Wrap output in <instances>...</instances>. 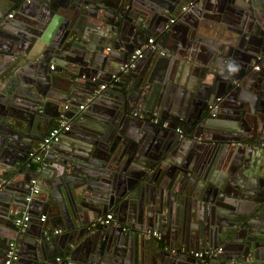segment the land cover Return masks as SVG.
<instances>
[{
	"label": "water",
	"instance_id": "1",
	"mask_svg": "<svg viewBox=\"0 0 264 264\" xmlns=\"http://www.w3.org/2000/svg\"><path fill=\"white\" fill-rule=\"evenodd\" d=\"M29 1L0 0V104L5 99L11 102L6 112L0 107V264H5L9 243H15L19 253L13 264H151L152 258H157V264H227L228 259L234 264H264V175L260 173L257 177L253 173L256 181L252 183H224L207 178L210 167L201 177L189 159L170 160L173 155L184 156L193 147L189 145L193 139L204 142L200 136L212 124L209 106L221 98L215 93L199 96L195 90L198 88L194 87L210 73L208 69L218 72L220 64L230 70L235 62L242 72L241 83H237L238 78L232 73L226 76L231 83L237 81L236 88L245 92L239 94L242 114L248 119L254 115L251 102L264 107V77L254 75L251 70L252 60L259 52L264 54V42L258 47L259 52L252 54L248 49L247 31L256 35L258 28L264 30V16L258 12L256 0H187L186 5L180 4L181 0H172L175 7L179 5V14L187 9L201 17L203 12L204 19H210L207 22H214L209 25L211 30H230L239 37L235 42L224 36L221 41L218 38L212 43L205 41L210 53L206 63L200 62L199 53L187 48L186 38L181 41L172 35L173 25L183 23L182 17L187 12L180 17L166 12L161 15L160 25L151 9L152 0ZM31 4H42L41 11L49 18L45 21L38 17L37 21L43 24L53 20L54 11L60 7L73 11L82 22L96 18L100 24L103 19L101 39H94V46L88 45L99 54L93 70L88 74L63 73V69L76 64L61 54L62 48H53L42 37L39 40L34 35L30 37L21 26L25 22L20 21L23 8ZM15 5L19 7L17 14L5 20ZM172 18L175 21L169 24ZM203 25L187 21L188 29L194 28L197 36H202L199 29ZM25 31L27 34L22 33ZM152 36L156 38L154 49H148L147 56L156 57L153 67L160 70V75L155 79L147 75L144 79L137 63L134 69L121 74L117 83L94 94L97 86L109 83L112 75L119 74L127 56ZM115 51L120 52L119 60L113 59ZM234 53H251V59L243 62L235 59ZM227 55L230 56L226 59ZM185 62L193 65L190 78L195 77L180 86L176 84L175 68ZM53 63L55 67L50 70ZM184 72L188 73L186 68ZM37 73L43 78L36 77ZM52 74L63 78L68 84L66 90L60 88L61 79L54 85ZM213 82L219 91L222 80ZM179 88L184 90L185 97L193 99L195 114L185 111L189 103L180 106V112L177 106L173 108L172 93L177 98ZM3 97L8 98L2 100ZM86 100L85 109L75 116L76 106ZM66 103L71 106L69 116L75 127V135L70 137L73 143L61 137L57 144L37 152L38 144ZM218 109L219 106L212 112L214 117ZM96 117L99 120L92 123L90 119L97 120ZM154 118L160 124L175 119V129L187 136L177 141L175 130L153 125ZM263 122L261 116L252 121V141L262 152L259 143L264 140ZM212 147L215 146L210 144ZM195 151L190 156L193 161L200 156ZM52 153L56 156L51 157ZM36 154L45 162L39 170L30 165ZM32 178L39 181L40 193L26 202ZM196 179L204 182L205 192L199 195L194 189ZM213 195L218 202L229 204L233 211L228 217L225 212H218L224 216L221 222L209 210ZM23 210H27L31 222L26 231L20 232L14 220ZM107 211L112 212L116 225L88 228ZM40 214L46 217L45 223L35 221ZM121 218L126 220L122 226ZM54 224L59 225L60 231L76 233L77 237L72 235L76 239L71 241L67 237L65 244L59 234H54ZM124 225L128 228L125 231ZM153 232L159 239L151 237ZM220 247L222 253L211 262L190 256V252ZM75 252L77 258L72 257Z\"/></svg>",
	"mask_w": 264,
	"mask_h": 264
},
{
	"label": "crops",
	"instance_id": "2",
	"mask_svg": "<svg viewBox=\"0 0 264 264\" xmlns=\"http://www.w3.org/2000/svg\"><path fill=\"white\" fill-rule=\"evenodd\" d=\"M56 2V0L54 1ZM172 0H152V2L150 5L152 6L151 9L154 11L155 14H157V21L159 22V24L161 23L160 18L161 15L166 13L170 14L172 13V15H182L183 13L187 12V9L184 10V12H182V14H179V5H177L178 7H175L172 3ZM184 2V3H183ZM182 0L180 1V4L182 5H186L188 4L187 0ZM256 3L258 4V12H260V14L262 13L261 16H264V0H256ZM0 4L2 5V2H0ZM149 5H147L146 7L148 8ZM41 7L42 4H31L30 7H27L24 9V15L20 16V21H25L23 23H21V26H23L24 30H27V32L30 33V37H32L31 35H34V38L39 40V38L42 37V39L49 41L50 45L54 48H62L61 49V54H63L66 59H68L70 62L74 63L75 67L71 68V69H63V73L69 74L74 72H78L79 74H85V73H89L91 70H93L94 66L96 65V62H98V56L99 54L95 51H92L89 49L88 45H92L94 46V39H101L100 37V32L102 31L103 26H105L103 19L101 21V23L99 24L96 21V18H93L91 21H89L87 19V21H79V19H77V17L74 15L73 11H70L68 9H62L61 7L59 8V10L54 11L55 15H54V19L51 20L48 24H43V22L37 21V18L40 17L42 19H45V21H49V18L47 19V17L44 15V13L41 11ZM18 6L15 5L14 7H12L9 12L6 14L5 16V20H9L10 18H8L9 14H17L16 12L18 11ZM41 14L43 15V17H41ZM204 15H206L205 13L202 12L201 17H203ZM209 16V15H207ZM46 17V18H45ZM182 17V16H181ZM196 16V14L192 11L187 12L183 17L182 20H184L183 23H176L175 25H173V31H172V35L179 39V40H184L185 38L187 39L185 41V43H187V48L189 49V47H191V49H193L194 52L199 53L200 57H201V61L203 63H206V61L210 58L208 57L210 55V53L208 52L209 48L208 46L205 44V41H208L209 43H212L213 41L216 42L217 38L221 41L223 40V36L226 39H231V41L235 42L236 39H238L239 37H236L237 35L234 32H231L230 30H228L227 32H229V36L227 34V32L225 31H220L219 29H214L211 30L209 25H212V23H214L212 21L211 22H207L210 21L207 19H204ZM12 20V19H11ZM16 20V19H14ZM18 21V20H16ZM187 21L189 22H200V25L204 24L203 26L200 27L199 29V33L202 36H197V34L194 32L195 29L193 28L192 31H190L188 29L187 26ZM30 22V23H29ZM143 23V22H141ZM147 25V23H146ZM161 25V24H160ZM232 27V26H231ZM253 29V27L251 28ZM236 30L239 32L240 29ZM252 30H249L247 32H249L250 34L249 39L250 41L248 43H250L248 46V49L251 51V53L253 54L254 52H259V46L261 45V42H264V30L263 29H259L257 30V34L253 35L251 34ZM22 33H26L22 32ZM27 34V33H26ZM150 38H153L150 37ZM222 38V39H221ZM246 38V37H245ZM156 40V38H155ZM244 41V38L241 40ZM205 42V43H204ZM141 41L138 43L140 44ZM223 44V43H222ZM98 46V45H96ZM202 47V48H200ZM200 48V49H199ZM137 49V48H136ZM147 50L145 51V55L144 58L139 61L138 66H139V74H142V77L145 79L146 77H148L147 75H149L152 78H156L158 75H160V70L159 69H154L153 66H155V61H156V57L155 56H147L149 55L150 51L147 52ZM209 53V55H207ZM228 53V52H227ZM250 53V54H251ZM235 59H242L243 62H246L248 60L251 59V55H240V54H236L234 53ZM114 58L113 59H117L119 60V57H121L120 52H114ZM157 56V55H156ZM230 55L226 56V59L229 57ZM258 56L261 57V69L256 72L253 69V64L256 60L257 57H255L252 62H251V66H252V72L254 73V75H261L264 77V54L262 53H258ZM79 59H76V58ZM86 58V59H85ZM71 59V60H70ZM80 59H85L81 62ZM222 60V59H221ZM223 61V60H222ZM56 62V61H55ZM63 62V61H61ZM83 62H85L83 64ZM184 65L182 66H176L175 68V80H176V84H180V86H184L185 84L188 83L189 79H193V77H195V75L190 78L193 75V68H192V64L191 63H183ZM53 66L55 67V64H51L50 67ZM109 67V65H108ZM185 68L187 69L188 73L185 74ZM50 69V68H49ZM218 69L219 71L217 72V70L215 69H208V73L206 75V78L203 80H199L197 83H195L194 87L198 88L195 90H198L197 94L200 96H209L210 94H214L217 97H220L222 99L221 104L219 105V109L216 113V117L212 118L211 114H210V119L209 121L212 122V124L210 126H208L207 128H205L206 130L203 131V133L201 134L200 138H202V140H204V142H197L198 139H193L189 145H193V147H189L185 152H184V156L183 153H181L178 157L177 155H173L171 156V161H186L189 159V161H191L190 163L193 162V166L195 167V170L200 174V176H203L204 171H207L209 169V171H211L207 174V178L208 177H212L215 180H217L218 182L220 180L227 182L230 181L232 183H236V182H244V183H252L253 181H256L255 178L252 177L253 173L257 174V177L260 175V173H262L264 175V152H262L261 150L257 149V146L255 144V142L252 141L253 139V134L254 131L252 130V121L253 119H255L256 116H261V119H264V114H263V108L259 105V103H255V102H251V107L253 109V116H251V118L248 119V117H244V114H242V104H241V98L239 97V94L241 95H245V92H240V89L237 87L236 88V82L237 83H241L242 81V72L240 71L239 67L235 65V62H233V65L231 66L230 70L222 67L220 64H218ZM51 70V69H50ZM250 72V71H249ZM229 73H232V76L234 78H238L237 81H229L230 79H228V77L226 75H229ZM42 77V75L40 73H37L36 77ZM242 76V77H241ZM53 77V81L54 85H58V81L63 78L59 77V75H55L52 74ZM122 78V77H121ZM216 79V84L218 80H222L221 83H219L220 87H219V91H216L215 89H217V86L214 87V80ZM188 79V80H187ZM226 79V80H223ZM60 80V88L66 90L68 87V84L65 83L64 80L61 81ZM122 80H124V78H122ZM231 84V85H230ZM238 84V85H239ZM121 85V84H120ZM229 85L231 86V88L229 87ZM178 86V85H177ZM177 86H175V88H177ZM230 88V89H229ZM184 90H182V88H179V96L177 93V98L176 95L174 96L172 93V97L174 98L173 101H175V105L173 106V108L177 106L178 112H180L181 107L180 106H184L185 104L189 105L187 106V108H185V111H189V113L191 114H195L196 113V107L192 106L191 104V100L193 101V99H191L190 96L185 97L184 96ZM218 92V93H217ZM59 96H62L61 93H58ZM197 95V96H198ZM185 97V98H184ZM5 98L8 97H3L2 100H4ZM199 100V99H198ZM197 101H194V103ZM200 102V101H198ZM4 103V104H3ZM8 103L10 106L9 100L5 99L4 102H2V104H0V107H2V111L6 112V109H8ZM68 104V103H66ZM192 106V107H191ZM184 108V107H183ZM194 109V110H192ZM262 109V112H260L259 110ZM51 112V111H50ZM193 116V115H192ZM253 117V118H252ZM94 119H90V121L92 123H97V121L99 120L98 117H96ZM165 123L168 124V128L169 131H173L175 130V128L177 127V121L175 119H169L167 121H165ZM154 125V124H153ZM264 125V122H263ZM81 126H78V128ZM159 127V126H158ZM75 128L73 126V123L71 124V130L70 132H68L67 134H64L62 136V138H66L68 140V142L73 141L72 137L73 135H75L74 131ZM77 128V127H76ZM82 128V127H81ZM83 130V129H82ZM84 131V130H83ZM81 131L78 133V136H82L81 135ZM72 135V136H71ZM68 136V137H67ZM237 137V138H236ZM235 138V139H233ZM240 138V139H238ZM217 140V143L212 144L213 140ZM230 141H226L229 140ZM264 139V136H263ZM181 139H177V141H180ZM264 142V140L262 141ZM73 143V142H71ZM210 144L212 147L210 149ZM217 145V146H216ZM195 147V148H194ZM193 148V149H191ZM195 150H197V153H200V156L198 157L197 160L193 158H191L190 156H192L193 154H195L194 152H196ZM51 157H55V154H51ZM191 158V159H190ZM45 162H39V163H33L31 161V167H33L35 170H39L42 166H44ZM251 176V177H250ZM260 178V177H259ZM195 179V178H194ZM204 180V179H203ZM194 189L195 192L198 194L199 192L203 191L204 188V182L201 181L200 179H196L194 180ZM229 183V182H228ZM205 192V190H204ZM199 195V194H198ZM213 200L214 202L211 201V203H209V207L211 209V215L214 217H219V222H221V220L223 219L224 216H220L218 212L221 213H226V217H228V214L233 213V211L230 210V206L229 204L227 205L224 201H217L213 195ZM23 211H27V210H23ZM22 211V212H23ZM111 213V211H107L106 214ZM40 216H43L40 214ZM235 217V216H234ZM41 218V217H40ZM114 219V217H113ZM112 219V220H113ZM203 219V218H202ZM227 219V218H226ZM120 223L121 226L123 224L126 223V220L123 218L120 219ZM35 221L39 224L41 223L39 221V219H35ZM47 221V220H46ZM45 221V222H46ZM129 221V220H128ZM44 222V223H45ZM37 224V226H38ZM88 224V223H87ZM113 225H116L117 222H113ZM53 229L55 231H59V235L62 240L66 241L67 237L73 241L76 239L77 235L74 232L71 231H60V229L58 228L59 225L55 224L52 225ZM126 226V225H124ZM39 227V226H38ZM33 230V229H32ZM54 231V232H55ZM69 234V235H67ZM76 235V237H72V235ZM66 244V243H65ZM179 247V246H178ZM73 248V247H72ZM151 248V247H150ZM177 248V247H174ZM152 249V248H151ZM78 252V249H77ZM77 252H75L73 254V258H77ZM155 252V249H154ZM65 253V252H63ZM69 254V253H67ZM226 254V253H225ZM223 253V257L227 258V254L226 256ZM155 255V254H154ZM68 256L71 257V254H69ZM232 259H228L225 260V262H227V264H234V261ZM213 260H210V262ZM224 262V263H225ZM151 264H157V258H152L151 259Z\"/></svg>",
	"mask_w": 264,
	"mask_h": 264
},
{
	"label": "built area",
	"instance_id": "3",
	"mask_svg": "<svg viewBox=\"0 0 264 264\" xmlns=\"http://www.w3.org/2000/svg\"><path fill=\"white\" fill-rule=\"evenodd\" d=\"M8 17L12 18V15L9 14ZM174 21H175V19H173V18L170 19L169 24H173ZM154 43H155V39L149 38L145 45H143L140 48L135 49L131 54H129L127 56V58L125 59V61L123 62V64L119 67V74L112 75L110 77L109 83L103 82V83L99 84L97 86V89L95 90L94 94H98L101 91H105L109 86H112L115 83H117L121 74H126L130 70L134 69L136 64L144 58L145 51L148 49H150V50L154 49ZM260 66H261V57L258 56L256 58L254 64H253V69L255 71H259ZM50 69L53 70V66H51ZM96 79H97V77L94 78L93 81H95ZM220 101H221V99L217 98L214 101V103H212L209 106V111L211 112L212 117L214 116V114H212V112L218 108ZM87 102H88V100H87ZM85 106H86L85 104H80L76 108L77 111L75 112L74 115L76 116L77 112L83 111L85 109ZM70 109H71V106L69 104H65L63 106L62 110L57 114V117L54 121V124H53L51 130L47 131V133L43 137L42 141L38 144L37 152L44 151V150L48 149L51 145L57 144L64 134H67L68 132H70L72 119H73L70 117L71 115L69 116V114H70L69 110ZM152 123L156 126H160L162 129H169L168 124L165 122L160 124V120L158 118H154L152 120ZM176 132L181 133L180 129H176ZM259 147L261 149H264V142L259 143ZM41 161H42V157L39 154H36L32 160L33 163H39ZM39 184L40 183L37 179H35V178L30 179L31 187H30L29 195L25 198L26 202H29L31 200V196H35V195H38L40 193ZM0 188H1V185H0ZM112 219H113V215L111 213L105 214L104 216L99 217L97 220H95L93 223H91L88 226V228L92 229V228H95L97 226H108L112 223V221H113ZM45 220H46L45 216H41V218H39V221L41 223L45 222ZM30 222H31V216L28 214L27 211H23L14 220V225L18 228V230L20 232H24L29 227ZM123 230L125 231L124 228H123ZM54 234H59V231H55ZM152 235L155 238L159 237L158 234L155 232ZM172 253H175V251H173ZM221 253H222V248H217L216 250L210 249V250H206V251L190 252V256H192L193 258H196V259H200L202 261H210V260H214ZM18 259H19V253H18L16 244L15 243H9V248L7 250V253H6L5 264H13ZM56 261L59 262L60 258H57ZM69 264H75V263H69Z\"/></svg>",
	"mask_w": 264,
	"mask_h": 264
},
{
	"label": "flooded vegetation",
	"instance_id": "4",
	"mask_svg": "<svg viewBox=\"0 0 264 264\" xmlns=\"http://www.w3.org/2000/svg\"><path fill=\"white\" fill-rule=\"evenodd\" d=\"M25 1L30 3L29 0H28V1L25 0ZM8 18H9V17H8ZM260 69H261V66H260ZM211 116H212V115H211ZM213 117H214V116H213ZM159 127H160V126H159ZM160 128H161V127H160ZM178 129H179V128H178ZM192 130H193V129H192ZM180 131H181V130H180ZM175 132H176V129H175ZM176 134L179 136L178 139H182V138H185V137L187 136V134L182 133V131H181V133L176 132ZM124 229L127 230V229H128L127 226H124ZM153 233H154V232H153ZM153 233H152V234H153ZM155 233H156V232H155ZM158 236H159V235H158ZM148 237H149V238L152 237V238H154V239H159V237H158V238H155V237H153V235H152L151 237H150V235H148ZM220 248H221V247H220ZM222 251H223V249H222Z\"/></svg>",
	"mask_w": 264,
	"mask_h": 264
},
{
	"label": "bare ground",
	"instance_id": "5",
	"mask_svg": "<svg viewBox=\"0 0 264 264\" xmlns=\"http://www.w3.org/2000/svg\"><path fill=\"white\" fill-rule=\"evenodd\" d=\"M86 103H87V100L85 101V103H82V104H85V105H86ZM79 105H80V104H79ZM79 105H77L76 108H77Z\"/></svg>",
	"mask_w": 264,
	"mask_h": 264
},
{
	"label": "rangeland",
	"instance_id": "6",
	"mask_svg": "<svg viewBox=\"0 0 264 264\" xmlns=\"http://www.w3.org/2000/svg\"><path fill=\"white\" fill-rule=\"evenodd\" d=\"M210 123H212V122L210 121Z\"/></svg>",
	"mask_w": 264,
	"mask_h": 264
}]
</instances>
